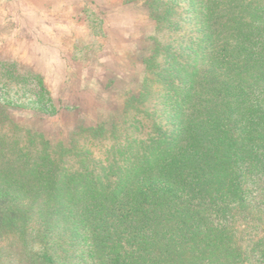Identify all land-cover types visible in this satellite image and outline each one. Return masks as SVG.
<instances>
[{"label": "trees", "instance_id": "obj_1", "mask_svg": "<svg viewBox=\"0 0 264 264\" xmlns=\"http://www.w3.org/2000/svg\"><path fill=\"white\" fill-rule=\"evenodd\" d=\"M188 2L194 28L159 72L166 119L140 110L133 159L44 149L0 119V264H247L235 222L264 192V0Z\"/></svg>", "mask_w": 264, "mask_h": 264}, {"label": "rangeland", "instance_id": "obj_2", "mask_svg": "<svg viewBox=\"0 0 264 264\" xmlns=\"http://www.w3.org/2000/svg\"><path fill=\"white\" fill-rule=\"evenodd\" d=\"M150 1L0 0V119L29 129L44 149L136 157L140 110L166 119L159 72L194 28L188 0ZM57 31L59 42L48 40ZM263 194H252V211L235 222L247 264H264Z\"/></svg>", "mask_w": 264, "mask_h": 264}, {"label": "crops", "instance_id": "obj_3", "mask_svg": "<svg viewBox=\"0 0 264 264\" xmlns=\"http://www.w3.org/2000/svg\"><path fill=\"white\" fill-rule=\"evenodd\" d=\"M65 22V21H64ZM70 23V22H69ZM71 25L74 27L75 25L73 24V23H71ZM71 30V29H70ZM59 32H61V31H57V32H54V34L51 36V38H49L48 40H51V41H53V42H56V43H58L59 41H58V36H59ZM42 34V33H41ZM54 36V37H53ZM59 49H61L62 50V45H61V47H60V45H59ZM68 57V55H64V54H62V59H63V61H64V65L66 66V67H68V64H69V62H66L65 61V59H66V57ZM61 57V56H60Z\"/></svg>", "mask_w": 264, "mask_h": 264}]
</instances>
